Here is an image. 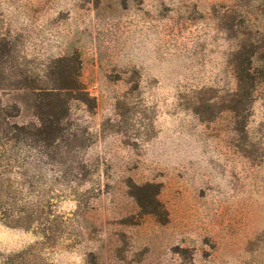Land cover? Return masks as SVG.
I'll use <instances>...</instances> for the list:
<instances>
[{
    "label": "rangeland",
    "instance_id": "obj_1",
    "mask_svg": "<svg viewBox=\"0 0 264 264\" xmlns=\"http://www.w3.org/2000/svg\"><path fill=\"white\" fill-rule=\"evenodd\" d=\"M0 264H264V0H0Z\"/></svg>",
    "mask_w": 264,
    "mask_h": 264
},
{
    "label": "trees",
    "instance_id": "obj_2",
    "mask_svg": "<svg viewBox=\"0 0 264 264\" xmlns=\"http://www.w3.org/2000/svg\"><path fill=\"white\" fill-rule=\"evenodd\" d=\"M248 55H250V58L247 61H243L241 73L236 77L237 81L234 94L237 96L248 97V99L251 100L254 97L253 93L257 81H255L254 77L250 74L255 61H251V52Z\"/></svg>",
    "mask_w": 264,
    "mask_h": 264
}]
</instances>
